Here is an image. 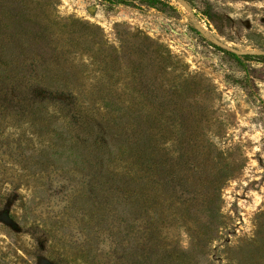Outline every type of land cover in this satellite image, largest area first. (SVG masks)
<instances>
[{
	"label": "rangeland",
	"instance_id": "obj_1",
	"mask_svg": "<svg viewBox=\"0 0 264 264\" xmlns=\"http://www.w3.org/2000/svg\"><path fill=\"white\" fill-rule=\"evenodd\" d=\"M165 1L0 0V264H264V59L194 27L264 0Z\"/></svg>",
	"mask_w": 264,
	"mask_h": 264
},
{
	"label": "trees",
	"instance_id": "obj_2",
	"mask_svg": "<svg viewBox=\"0 0 264 264\" xmlns=\"http://www.w3.org/2000/svg\"><path fill=\"white\" fill-rule=\"evenodd\" d=\"M193 8L195 12V16L199 19L204 21L206 26L211 29L212 27L216 32L220 35H224V30L230 27L231 19L226 16L224 13H221L217 9H215L213 3L210 0H186ZM151 5L155 3L166 4L169 1L163 0H147ZM194 29V28H192ZM225 36V35H224ZM212 45V44H211ZM219 51L223 54L234 58L238 62L248 61L250 59H259L262 60L264 57H255V56H242L239 57L233 53L220 49L219 47L215 46ZM260 80H264V75H252Z\"/></svg>",
	"mask_w": 264,
	"mask_h": 264
},
{
	"label": "water",
	"instance_id": "obj_3",
	"mask_svg": "<svg viewBox=\"0 0 264 264\" xmlns=\"http://www.w3.org/2000/svg\"><path fill=\"white\" fill-rule=\"evenodd\" d=\"M176 1L178 3L184 5L186 7V10L189 13L191 20L196 21L194 11H193L192 7L190 6V4L186 0H176ZM194 27L210 43L219 47L220 49H223L225 51L233 53L239 57L248 56V55L249 56H264V50H261V49H242V48L236 47V46L228 43L227 41L220 39L219 37L211 35L208 31H206L204 28H202L198 24H195Z\"/></svg>",
	"mask_w": 264,
	"mask_h": 264
}]
</instances>
